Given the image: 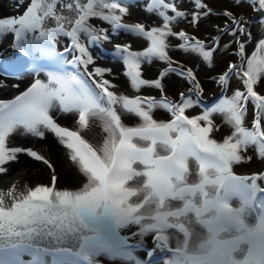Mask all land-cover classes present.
Instances as JSON below:
<instances>
[{"label": "rangeland", "instance_id": "obj_1", "mask_svg": "<svg viewBox=\"0 0 264 264\" xmlns=\"http://www.w3.org/2000/svg\"><path fill=\"white\" fill-rule=\"evenodd\" d=\"M166 1L156 0L161 6L154 10L152 0H0V75L9 77V88L0 97V122L6 116L28 128L25 123L39 117L64 164L72 165L71 174L64 175L44 148L16 158L0 131V244H31L25 255L0 257L4 262L51 264L47 249L56 247L61 253L54 257L56 264L68 263L66 256L80 259L81 252L98 264H144L136 249H120L116 256L118 249L104 242L112 240L111 234L89 237L72 212L79 211L90 219H114L128 243L147 246L152 239L153 245L161 242L183 255H166L154 264H264V56L259 52L264 50V0L243 9H232L228 0H199L206 8L195 10L189 0ZM162 6L171 7L177 18L161 11ZM190 34L205 46L201 56L207 59L213 52L208 70L198 63L184 66L179 62L187 59L184 54L174 53ZM123 49L134 50L136 57L156 50L162 65L149 57V63L136 67V57L126 61ZM167 64L182 67L188 76L171 72L167 82L159 71ZM230 68L241 69L243 77L234 71L230 76L224 102L229 111H211L202 120L199 102L190 95L187 111L196 116L180 113L196 131H190L191 141L212 156L211 167L189 165L194 163L189 157L172 179L159 182L153 173L156 146L149 144L142 157H123L148 140L139 129L160 124L165 129L175 118L164 111L159 119L160 106L150 108L145 99L177 97L190 89L202 96L218 92L220 83L215 81V88L213 79L226 76ZM115 73L124 81L114 80ZM49 74L68 83L69 93L65 88L46 93L43 75ZM54 99L57 115L66 106L64 122L44 116L43 108ZM169 126L162 143L172 150L171 133L177 129Z\"/></svg>", "mask_w": 264, "mask_h": 264}, {"label": "flooded vegetation", "instance_id": "obj_2", "mask_svg": "<svg viewBox=\"0 0 264 264\" xmlns=\"http://www.w3.org/2000/svg\"><path fill=\"white\" fill-rule=\"evenodd\" d=\"M167 1H169V0H167ZM167 1H166V3H164L165 5H167ZM228 1L231 4L230 6H232V9L233 8L235 9L239 6H241V9H243L245 7V5L248 3H250L252 5L259 3V1L257 2V0H228ZM160 2H161V0H160ZM160 2H158V4H160ZM260 2L263 3L262 0H260ZM189 3H193L192 7L194 10L198 6H202L203 8H206V5L202 4L199 0H189ZM241 3H243V6L241 5ZM169 5H170V2H169ZM261 5H263V4H261ZM149 6L151 7L150 9L156 10L161 5H157L156 0H152V5L149 4ZM170 8L171 7L162 6V7H160V10L163 11L164 13H171L172 18H177L176 16H178V14H176V12H174V10H172ZM186 36H188V37L185 39L184 43L178 44V48L175 49V52L176 53H183L184 54L183 56L190 58L193 62L195 61L194 63H198L199 66L204 68V69L208 70V68H211V62L210 61L213 59V56H212L213 52H211V53L209 52V54H207V56H206L207 59H205L203 56H201L203 54L200 53L201 50L205 46L200 45L199 40L197 39V37L193 36V34L186 35ZM152 43L156 44L155 40L152 41ZM219 44L220 43H218V46H219ZM127 52H128V54H127ZM132 52L127 51L126 49H123V55L127 54V55H125V58H124V59H126V61H128V60L131 61L130 56L134 60V58L136 57L134 55H136V54L134 53L135 52L134 50ZM259 52L261 55L264 56V50L263 49H261ZM149 57L154 59L156 61V65H158L160 68V65H162L161 54L158 53V51H156V50L152 51V53H149V52L146 53L145 52L144 54H142V56L136 57V60H135L136 67H138L139 62H143V63L148 62L149 63V61H150ZM145 60H149V61H145ZM167 65L168 66H166V67L164 66L163 68H161L159 70L160 76L161 75H162V77L165 76L164 79L166 81H167V78L169 77V73L175 72V71L181 72L180 74L183 73L182 75H184V76H186V75L188 76V74L184 73L182 67L180 69L178 67L174 68V66H170L169 64H167ZM233 71L240 78L243 77L242 73H241V69H231L230 68V70L227 72L226 76H224V77L217 76L215 79H213L214 80L213 85L215 88L217 87V83L215 81H218L220 83V90L218 92L211 91V93L209 92L207 96H202L201 93L195 92L196 89L193 90V89L189 88L190 90L185 92V94H183L181 96L171 97V98L165 97V96H160V97H149L148 99H145V103H146L145 105H148V107H150V108H153L156 104L160 106V110H156L157 113L159 114V115L157 114L156 117H158L160 115L165 116V114H166L165 112H167V114H169V115L170 114L174 115L175 118H173L171 121H169V123L165 124V126H167L165 129H164V124H160V125L155 126V127H147L144 129H139L140 132H143L144 134L147 135L148 140L147 141L142 140V142H140V143H142L140 145V147H142L141 149L135 147L138 150H129V151L127 150V152L123 155V157L127 159V158H129V154L131 155L132 153L136 154L137 157H142V156H144V153L149 152V144H153L154 146H156V152H157L156 154L158 155L157 156L158 160L155 162V172H153V173L158 175L156 180L159 182L160 181L165 182V179L166 180L172 179L174 177L173 175L175 174L174 172H177V170H178L177 168H180L182 163H184L185 165L188 163L186 160L189 157L194 158V159L190 158V159H192V161H194V163H192V164L189 163V165H192V166L196 162H198L199 164H202V163L205 164V163H208V161L210 159L212 160V156L208 152L203 151L194 142L191 141V140H193V134L196 133V131L194 130L193 127H191V124L185 118L190 117V116L195 115V114L188 112L187 107L189 106V104L192 103V100H191L192 97L190 95H193L194 98L197 99L199 102V109L202 113L200 111H198V112H199V117L202 118V120L206 119L207 114L211 111H224V112L229 111L228 105L225 104L224 102H225L226 96L230 94L228 84L231 80L230 76H231ZM178 76H181V75H178ZM203 77H206V76H203ZM187 79H189V78H187ZM209 79L206 82L208 85L212 83V82L210 83ZM201 80H205V79H201ZM187 81H189V80H187ZM189 83H190V81H189ZM160 86L165 87L164 85H160ZM148 88L151 89L152 84ZM247 99L245 102H247ZM136 100L140 101V99H136ZM202 101H203V103H202ZM230 104H232V103H230ZM190 107L194 108L193 106H190ZM231 107L232 106L230 105V109H231ZM180 113H182V115L185 118L182 117L180 115ZM155 115H156V112H155ZM158 118L161 119V117H158ZM158 121H160V120H158ZM160 122H162V121H160ZM169 125L175 126L177 129L176 130L177 133H175V132L171 133L172 135L175 136L174 141H173L174 142V148L172 150H170V149L167 150V148L162 143L163 135L168 136V134L171 130V127ZM190 131L191 132L193 131V134H190ZM183 132H185V133H183ZM149 140H152V141H149ZM165 142H167V137H166L164 143ZM157 144H159V145L157 146ZM154 146H153V148H154ZM208 166L211 167L210 163H208ZM225 179H230V178L226 177ZM227 183L230 184V185L226 184L228 190H230V192L234 193L232 190V187H231L232 181L230 182L228 180ZM224 184L225 183H223L222 186L220 187L221 191H224V189H225V188H223ZM218 195H219V191L216 194V198ZM224 199H226L225 196H224ZM190 208L196 209V205L194 207H190ZM72 212L76 213L77 211H72ZM85 215L87 216L85 221L84 222H81L80 220L79 221L84 228H86L90 231L89 233L91 234V236H89V237H96V238H98V240H100L102 238L105 239L107 234H111L112 240L111 241L108 240V242L106 240H104V242L109 243L112 248L115 247L116 249H118L119 252H116V256L118 253V257H120V251H121L120 249H130V250L136 249V250H138L140 252L141 260H142V262H144V264H149V263L154 264V263L159 262L160 260L163 261V259L165 258L166 255L172 254L174 259L175 258L178 259V258L183 256V255H181V252L179 250L178 251H173L170 249L167 250L166 246H164L163 243H161V242H156L155 243L156 245H153L152 239L151 240L148 239L147 246H144L139 242L128 243V241L126 240V237H128V235H126V233H124L122 235H119V233H117V229H115V226H114V222H115L114 219L111 220L106 215L105 216L97 215L96 219H90V217L87 214H85ZM114 232L117 233L118 236L116 234H114ZM98 240H97V242H98ZM125 241H127V242H125ZM23 244L20 242L7 243V244H3V245L0 244V253H1L0 256L2 258H6L7 260H13L15 258L14 257L15 255L16 256L17 255L18 256L25 255L26 254L25 249L27 247H29L28 245H31V244H26V243H23ZM59 249L60 248H56V247L54 249L53 248L47 249V251H49L53 254V257H52L53 262L51 264H56L54 262V257L61 255V253L56 252V251H59ZM82 253L83 252H81L80 259L78 257H76L75 259L72 260L71 256H69V257L66 256L68 258L67 261H69V262L65 263V264H85V263H87V264H98V263H95V261L91 260L89 257H87L85 254L83 255ZM18 258H16L15 260H17ZM30 259H31V257L29 255V260ZM49 260L51 262V258H49ZM64 260H65V257H64ZM36 261H39V258L36 259ZM1 262H4V261L0 258V264H1ZM35 263H36L35 261H32L30 264H35ZM4 264H9V263L4 262Z\"/></svg>", "mask_w": 264, "mask_h": 264}, {"label": "bare ground", "instance_id": "obj_3", "mask_svg": "<svg viewBox=\"0 0 264 264\" xmlns=\"http://www.w3.org/2000/svg\"><path fill=\"white\" fill-rule=\"evenodd\" d=\"M144 3V2H143ZM125 6V5H124ZM137 6V5H136ZM141 6V5H140ZM183 6V5H182ZM128 7V6H127ZM125 7V8H127ZM138 8V7H137ZM136 8V9H137ZM142 8V7H141ZM123 9V8H121ZM139 9V8H138ZM134 10V9H133ZM139 11V10H138ZM132 12V11H131ZM135 12V11H134ZM141 12V10H140ZM143 12V11H142ZM145 12V11H144ZM129 13V12H128ZM153 13V12H152ZM155 13V12H154ZM132 14V13H131ZM141 14V13H140ZM144 14V13H143ZM135 15V13H134ZM130 17H132L130 15ZM136 17V16H135ZM142 17V16H141ZM155 17V16H153ZM124 18V17H123ZM138 18V17H137ZM136 19V18H134ZM147 19V18H145ZM123 20V19H122ZM125 20V19H124ZM131 20V19H130ZM149 20V19H148ZM127 22V20H125ZM132 21V20H131ZM146 21V20H145ZM153 21V20H151ZM183 21V20H182ZM140 22V21H139ZM129 23V22H128ZM126 23V24H128ZM142 23V22H141ZM130 24V23H129ZM151 25V24H150ZM174 26V25H173ZM181 26V25H180ZM185 26V25H184ZM182 27V26H181ZM180 28V27H179ZM177 29V28H176ZM175 29V30H176ZM176 53V52H174ZM171 54V53H170ZM183 54V53H182ZM169 55V54H168ZM173 55V54H172ZM179 55V54H178ZM86 57V56H85ZM185 57V56H184ZM175 58V57H174ZM180 58V57H179ZM186 60H188L189 62H187L184 58L182 60H179L180 63H182L184 66H194V62L188 58ZM193 59V58H192ZM176 60V59H175ZM178 65V64H177ZM112 66V65H111ZM114 66V65H113ZM202 66V65H201ZM116 67V66H115ZM114 67V68H115ZM118 67V66H117ZM196 67V66H195ZM146 68V67H145ZM179 68V67H178ZM199 68V67H198ZM197 68V70H198ZM116 70V68H115ZM180 70V69H179ZM186 70V69H184ZM199 71V75H203L205 76V71L200 69ZM187 72V71H186ZM183 74V73H182ZM186 74V73H185ZM50 75L51 77V81L48 80V76ZM47 76H44L43 79V83L46 85V93L49 92L50 94H55L58 90H65L69 93L70 89V85L68 83H66L63 79L59 78L57 76V74H49ZM120 75H117L116 73L111 76L114 80L118 81ZM175 76V75H174ZM49 77V78H50ZM178 77H175V79H177ZM8 79L9 77H5L0 75V97L3 96L4 91L7 90L9 88V84H8ZM118 79V80H117ZM122 79V78H121ZM170 83H175L177 84V82L174 81V79L170 78ZM179 79V78H178ZM205 79V78H204ZM123 80V79H122ZM124 81V80H123ZM51 82V84H50ZM115 82V81H114ZM198 82V81H197ZM207 82V81H206ZM17 83V82H16ZM120 83V81H119ZM18 84V83H17ZM122 84V83H121ZM53 85V87H52ZM200 85V84H199ZM204 85V84H203ZM114 86V84H113ZM118 86V85H117ZM122 86V85H121ZM177 86V85H176ZM188 86V85H187ZM15 87V86H14ZM206 87V86H205ZM121 88V87H119ZM202 88V87H201ZM203 89V88H202ZM52 92V93H51ZM104 92V91H103ZM110 92V91H109ZM62 93H65L62 91ZM73 94V93H72ZM105 94V93H104ZM47 95V94H46ZM106 95V94H105ZM66 96V95H64ZM47 97V96H46ZM55 97V96H54ZM108 95H106V97L103 100H108ZM109 102V101H108ZM203 103V101H202ZM55 99L53 100V102H51L49 105L46 104V106L43 108V113L44 116H48V118H50L53 121H58V122H62L63 121V117H64V110L62 109L63 106H61V110L57 108V110H60L58 112V115L55 113ZM52 106V107H51ZM181 106V105H180ZM66 107V106H64ZM63 107V108H64ZM185 108V107H184ZM190 109H193L192 107H189ZM40 109L38 108L37 110H35V112H38ZM66 110V109H65ZM16 114V113H15ZM54 117V118H53ZM8 117H4V119L0 122V131L2 134H4L3 136V141L4 143H9V145L11 146V154H14L16 158H23L24 156H27L29 154L30 151H32L33 149L38 151L39 149L44 148V150H48V153L54 157L56 164H58L61 168V171L63 172L64 175L67 174H71V170H72V165L69 164H64L65 161L62 157H60V151L58 149V146L56 145L54 139L48 135L49 131L46 128H42L41 125H44L45 123L43 122H39V117H35L34 119V123H25L26 125H28V128H24V124L23 123H19V122H12L10 120L7 119ZM16 117H14L15 119ZM47 118V119H48ZM67 119V118H66ZM67 121V120H66ZM64 122V121H63ZM47 126V125H46ZM50 130V129H49ZM55 138V137H54ZM20 145V150H16L17 149V145ZM9 148V147H8ZM33 148V149H32ZM31 153V152H30ZM35 155V154H34ZM23 156V157H22ZM30 156V155H29ZM14 157V156H13ZM14 157V158H15ZM137 157V156H136ZM15 158V159H16ZM175 158V157H174ZM177 160V159H176ZM25 160H19L18 163L24 162ZM190 161V160H189ZM137 163V162H136ZM140 164V163H139ZM19 165V164H18ZM136 165V164H135ZM142 166V165H141ZM140 166V167H141ZM178 169V168H177ZM175 171V170H174ZM82 174V173H81ZM147 174V173H146ZM189 174V173H188ZM173 175V174H172ZM179 176V175H178ZM223 176V175H222ZM171 178V177H170ZM225 178V177H224ZM223 178V179H224ZM182 179V178H181ZM144 180V179H143ZM145 181V180H144ZM221 186V185H220ZM252 206V205H251ZM21 213V212H20ZM25 214V213H24ZM26 216V215H25ZM24 216V217H25ZM244 216V215H243ZM20 217V216H19ZM26 219V218H25ZM203 227V226H202ZM11 251V250H10ZM1 254V253H0ZM4 254V253H3ZM9 256V255H8ZM1 257V256H0ZM3 260V259H2ZM87 264V263H85Z\"/></svg>", "mask_w": 264, "mask_h": 264}, {"label": "water", "instance_id": "obj_4", "mask_svg": "<svg viewBox=\"0 0 264 264\" xmlns=\"http://www.w3.org/2000/svg\"><path fill=\"white\" fill-rule=\"evenodd\" d=\"M75 214L76 217H78L81 222H84L85 219L87 218V216L82 212L77 211Z\"/></svg>", "mask_w": 264, "mask_h": 264}, {"label": "crops", "instance_id": "obj_5", "mask_svg": "<svg viewBox=\"0 0 264 264\" xmlns=\"http://www.w3.org/2000/svg\"><path fill=\"white\" fill-rule=\"evenodd\" d=\"M1 264H3V262H1Z\"/></svg>", "mask_w": 264, "mask_h": 264}]
</instances>
